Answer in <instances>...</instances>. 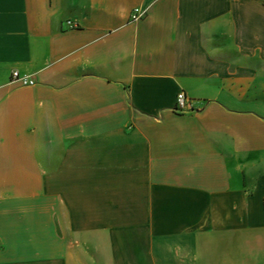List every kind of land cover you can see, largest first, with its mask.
<instances>
[{"label":"crops","instance_id":"0c3cea01","mask_svg":"<svg viewBox=\"0 0 264 264\" xmlns=\"http://www.w3.org/2000/svg\"><path fill=\"white\" fill-rule=\"evenodd\" d=\"M97 236L264 264V0H0V264Z\"/></svg>","mask_w":264,"mask_h":264},{"label":"rangeland","instance_id":"374dc122","mask_svg":"<svg viewBox=\"0 0 264 264\" xmlns=\"http://www.w3.org/2000/svg\"><path fill=\"white\" fill-rule=\"evenodd\" d=\"M72 238L79 240L77 243V250L71 253L65 260L72 264H113L114 257L116 258L118 256L117 253L113 254L102 251L105 245H109V243H105L104 245L101 237ZM106 241H108L107 238ZM122 255L131 260L140 254L130 252Z\"/></svg>","mask_w":264,"mask_h":264},{"label":"built area","instance_id":"2783aa9c","mask_svg":"<svg viewBox=\"0 0 264 264\" xmlns=\"http://www.w3.org/2000/svg\"><path fill=\"white\" fill-rule=\"evenodd\" d=\"M145 14L144 10L135 9L131 15V20H137L141 18ZM11 80L13 82H17L23 85H32L34 84V80L30 79L27 75H22L18 70H14L11 74ZM191 108V99L186 94L185 91L181 90L176 95V106L175 111L184 112Z\"/></svg>","mask_w":264,"mask_h":264}]
</instances>
